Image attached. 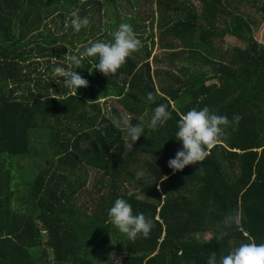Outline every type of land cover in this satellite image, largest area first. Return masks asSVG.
Here are the masks:
<instances>
[{
    "label": "trees",
    "instance_id": "16d2710c",
    "mask_svg": "<svg viewBox=\"0 0 264 264\" xmlns=\"http://www.w3.org/2000/svg\"><path fill=\"white\" fill-rule=\"evenodd\" d=\"M132 1L138 5L0 0V264H109L113 251L123 253L116 264H205L210 253L264 242V44L254 40L257 22L244 9L256 8L264 19V1L259 8L257 0H198L199 12L190 0H147L159 12L151 19L163 51L153 57L155 70L153 34L115 73L96 70L93 58L82 57L79 66L66 60L93 41L110 42L120 23L141 40L144 19L127 13ZM74 11L89 21L79 31L71 26ZM226 35L245 47L224 50ZM176 57L183 61L174 64ZM57 65L78 68L86 86H66L52 72ZM109 98L144 128L135 142L119 124L121 113L101 108ZM160 103L170 119L148 128ZM205 105L228 118L223 135L203 161L171 170L167 161L180 147L176 120ZM34 147L44 150L38 171L19 161L39 154ZM89 171L95 199L79 203ZM117 197L152 219L147 237L129 241L109 222ZM236 208L243 210L241 225L213 238L215 225Z\"/></svg>",
    "mask_w": 264,
    "mask_h": 264
},
{
    "label": "clouds",
    "instance_id": "9594fccd",
    "mask_svg": "<svg viewBox=\"0 0 264 264\" xmlns=\"http://www.w3.org/2000/svg\"><path fill=\"white\" fill-rule=\"evenodd\" d=\"M71 26L73 31H79L88 24V18L80 17L73 12ZM140 45L132 26L129 23H120L111 34V41L96 40L84 47L78 54L68 56L72 65L79 66L82 57L93 58L94 68L107 75L115 73L124 63L125 58L134 52ZM78 69V68H75ZM66 71L57 65L52 69L53 74L59 75L66 86L75 88L86 86L87 81L75 71ZM148 102H152L154 95L147 92L145 96ZM171 112L163 103L152 108L147 127L155 129L165 125L170 119ZM235 119V117H234ZM132 118L128 114H121L119 124L123 127L128 138L135 142L144 132L140 124H131ZM225 115L210 111L208 106L193 107L179 115L176 120L174 139L180 142V147L174 156L167 161V167L173 171H179L186 165L203 161L209 154V150L223 135V126L228 124ZM140 172L136 173L139 177ZM161 180L166 179L160 176ZM109 222L126 238L131 241L137 237H147L153 227L151 218H146L142 212L133 214L132 207L125 199L117 197L107 209ZM243 217V210L236 208L225 214L221 221L215 225L214 237L220 241L232 227H239ZM118 261V259L116 260ZM115 261V264H116ZM205 264H264V242L256 243L252 240L241 242L232 248L227 254L217 257L216 253L207 256Z\"/></svg>",
    "mask_w": 264,
    "mask_h": 264
},
{
    "label": "rangeland",
    "instance_id": "374dc122",
    "mask_svg": "<svg viewBox=\"0 0 264 264\" xmlns=\"http://www.w3.org/2000/svg\"><path fill=\"white\" fill-rule=\"evenodd\" d=\"M117 1H119V0H117ZM190 1H191V3L189 5L193 6V8H195L197 11L200 12L201 9H202L201 3L198 0H190ZM263 1L264 0H257V7L260 8V6L263 4L262 3ZM136 2L137 1H132V3H131L132 5L128 9L127 13L132 14V15H136V16L138 15L139 18H143L144 19L145 27H142L144 25L143 24L144 22H142L141 26H140V29L138 31V33H141V36H142L141 40L138 39L139 41H146V42L149 43L150 42L149 39L151 37V34L154 35L155 44L150 50L152 52H151V57H150L149 61H150L151 65H152V68L155 70L156 69V63L153 61V57L158 52H159L158 54H161L163 51H161V49L159 48V36L157 34V30L158 29L156 27V24H153V26H151V19L153 17L154 20L156 21V19L158 18L159 12L157 11V6L155 4L153 5L151 3H147V0H138V5H137ZM244 5H245V3H244ZM244 9L248 10L251 13V16L253 18H255L256 22H257L255 25L253 24V22H251V27H252V31H253L254 40L258 44H264V19H262V17H261L262 13L260 11H257V9L254 8V7L252 9L249 8V6L247 7V4L244 6ZM137 10H138V14H137ZM243 18L247 19V17L245 15H244ZM223 42H224V44L222 45V48L224 50H228L230 47H241V48L245 47V44L243 42H240L239 40H237L232 35H226L224 37ZM146 46L148 47L147 43H146ZM167 52L169 54V53H171L173 51L170 50V51H167ZM186 55L187 54H185V56ZM66 60H68V58ZM181 61H183L182 57H176L175 60H174V64H177V63H179ZM213 82H216V81H211V82H208L207 84H210V83H213ZM99 102L101 104V108L103 109V111H105V112L109 111L110 112L108 114V116L112 115L111 114V107H113L114 109H117L121 114H128V115H130V117L134 116L131 112L126 111L124 108H122V106L119 105L118 101L115 100V99L109 98V99H106L105 102H103V100H100ZM102 104H106L107 107L103 106ZM130 123H131V121H130ZM147 123H146V125H147ZM42 132H43L42 130H40V131L38 130L39 136H41ZM39 140H38V142H40ZM33 151L35 153L37 152L39 154H34V155H30V156L24 155L23 157L19 158V161H20V164L22 166L26 167V169H34L35 171H38L40 166L43 165V163L45 164V160L44 159L42 160L41 159L42 156H40L41 154H44V150H40L39 151L36 147H34L32 152ZM82 167L83 168H76L77 170H74V171H83L84 169H87V166H85V165H83ZM66 173H68V172H66ZM88 173H89L88 178H86L85 183L83 184V186L80 189L81 191H84L85 193L81 194V198H80V202L79 203L88 202V204H89L90 201L94 202V199H95V196L92 193V187H93V185L96 182V178L94 177L95 173L94 172H90V171ZM74 174L75 173L71 172L69 174V177L73 178ZM22 193H23V191H20V194H22ZM16 199L19 200V198H16ZM21 202L22 201H19V202L17 201V203L19 205L23 204V202L22 203ZM76 207H79V205L76 204ZM87 210L89 212L88 208H87ZM208 237H209V235L206 234L205 238H208ZM121 255H123V253H118V252H114V251L111 252L109 264H115V261L117 259H119V257Z\"/></svg>",
    "mask_w": 264,
    "mask_h": 264
}]
</instances>
